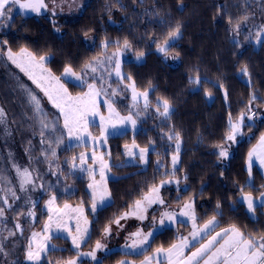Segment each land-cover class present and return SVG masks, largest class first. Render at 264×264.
<instances>
[{"label":"trees","instance_id":"trees-1","mask_svg":"<svg viewBox=\"0 0 264 264\" xmlns=\"http://www.w3.org/2000/svg\"><path fill=\"white\" fill-rule=\"evenodd\" d=\"M45 3L48 7L39 13L21 10L14 12L6 23H0V42L7 41L0 43V85L6 76V86L11 90L8 95L14 96L20 90L18 98L24 106L29 98L22 85L28 88L30 84L8 60L9 47L14 53L27 48L37 58L47 57L45 66L58 76L70 66L84 80L82 84L64 80L68 90L76 94L86 84L99 82L88 76L91 70L85 69V65L122 48L127 39L131 44L126 49L129 54L144 55L139 60L124 61V79L129 81L130 74L136 87L149 90L152 104L131 111L124 87L122 96L114 101L120 114L132 113L137 127L109 135L102 147L111 167L112 177L107 181L111 195L110 201L95 212L91 210L87 173L72 167L85 146L59 149L50 163L49 173L56 182L47 183L41 193L55 194L59 204L70 201L84 208L89 219V238L82 244L83 250L93 248L97 240L107 244L106 251L96 250V260L82 259L78 264H117L125 258L138 261L158 247H170L193 229L180 215L170 225L154 228L159 223L160 207L181 212L189 201L194 205L197 226L215 216L217 228L235 225L245 234H264V207L258 204L250 215L241 201L243 194L257 197L264 188L261 171L253 166L249 175L247 162L250 149L264 134V36L260 43L255 40L264 25V0H45ZM245 15L247 21L241 23L238 31L234 30ZM177 23L181 25V35L170 41L166 56L158 47ZM105 41L107 48L102 46ZM245 65L247 73L241 71ZM196 76L200 77V84L193 82ZM209 91L211 97L206 95ZM161 98L172 106L169 117L156 112L155 105ZM4 113L13 117L9 109H4ZM241 113L245 114L242 135L235 142L227 141L229 119L235 121ZM252 113L255 117L249 119ZM30 117L36 121L33 112ZM177 132L181 138L180 163L173 173L171 154L175 151V139L169 140L168 136ZM133 141L140 148H149L147 163L138 155L129 160L125 145L131 146ZM227 143L231 153L220 157L219 147ZM169 179L179 180V184L160 186V181ZM153 185L160 188L165 203L146 206L143 212L146 219L141 220L139 214L129 215L130 219L124 223L120 220L117 226L115 219L125 212L131 213L134 202ZM36 212L38 219L33 228L40 229L47 215L42 205ZM108 225L112 227L111 235L103 232ZM137 231L153 233L146 248H140L139 252L122 249L125 236ZM50 242L55 247L50 246L42 255L40 264H63L78 254L65 236L54 235ZM3 250L1 264H26L18 242L2 247Z\"/></svg>","mask_w":264,"mask_h":264},{"label":"snow or ice","instance_id":"snow-or-ice-1","mask_svg":"<svg viewBox=\"0 0 264 264\" xmlns=\"http://www.w3.org/2000/svg\"><path fill=\"white\" fill-rule=\"evenodd\" d=\"M18 5L19 8L23 10H31L33 12L39 13L42 9H46L48 5L45 3V0H0V23H6L12 17V6ZM248 19L247 15L241 18L234 25V30L238 31L241 27V23L246 22ZM231 22V21H230ZM181 35V25L177 23L176 27L172 29L168 33V38L164 41L163 45L158 47V51L165 53L168 55V47L169 43L172 40L177 39ZM264 36V25L261 26L259 31L256 33L255 40L256 43L261 42V37ZM0 43L7 44V41H2ZM116 43H119L118 41ZM104 48H107V41L103 42L102 45ZM131 47L130 42L126 39L123 43V48L128 49ZM120 55V50L113 53V56L118 57ZM144 53L139 52L137 54V59L143 57ZM113 56H108L103 59L97 57L94 58L92 62H89L85 65V69H90L92 73H96L98 70L107 71L104 69L105 64H113V71L115 75L121 79L124 78L125 74L121 72V65L119 59L113 61ZM178 56V53L176 54ZM176 56L173 58L175 59ZM7 58L13 64H15L18 68L21 69L24 73L28 75V77L36 84V86L41 89L44 95L48 98V100L59 109L60 113L63 116V129L67 130V137L74 138L78 142H85L86 137H91L92 140L106 142L107 140V129L109 127L115 128L117 124H126L130 123L133 128H135L136 120L133 118L131 114L127 116H120L118 112L115 111L112 104L108 102V117L100 116V124H101V135L100 137H93L92 133L88 130V117L96 116L99 113L97 98L103 93L107 95V92L103 87L97 88V85L94 83H89L87 85L88 91L73 96L64 84L60 82V78L54 76L51 73L50 69H46L44 67V61L47 59L45 56H40L39 58L32 52H30L27 48H21L18 53H14L12 49L9 47L7 50ZM36 69H39L40 74H36ZM242 72L247 73V65L243 66L241 69ZM110 77L112 72L107 73ZM64 75L68 77H76L77 80H82L83 77L79 76L75 73L72 68L66 67L64 69ZM101 80V84H103V76L99 77ZM127 79L132 81V83L128 84L127 87L132 91V100L134 106L142 99L144 102L145 109L149 105L148 100V90L137 91L135 81L132 79L131 75H127ZM194 83L200 84V77L196 76L193 80ZM22 87H25L22 85ZM29 94L30 103L33 105V109L36 113L40 114V123H41V136L43 137L44 129H48L51 127L53 131H55L57 125L56 123H52L49 125L46 122V114L44 113V109L41 104V98L38 97L31 89H27ZM115 95V93H113ZM207 96L211 97L212 93L209 91L206 93ZM225 96H227V92L225 91ZM255 99V96H253ZM161 106L163 111H161ZM171 104L167 99H159L158 105L156 107V112L164 117L170 116ZM5 113L3 108H0V123L4 122ZM115 117V121H114ZM255 117V113H252L249 119ZM58 119V118H57ZM245 114L241 113L239 118L236 121H232L229 119V127L230 131L226 135V140L230 142H235L237 136L242 135V129L244 126ZM169 140L175 139V154L172 156V165H173V173L175 172V168L177 162L179 160V152H180V144L181 138L180 134L174 133L168 136ZM44 142L43 140L41 141ZM63 136L58 137L56 143H62ZM154 143V142H153ZM230 146V145H229ZM125 149L127 151L128 156H139V159L144 163H147V153L149 152V148H140L139 145L133 141L132 145H125ZM138 149V152L135 151ZM110 155V153H109ZM52 156H56L55 150L52 151ZM220 157H227L228 151L227 148L221 147L219 152ZM91 158L93 160V164H98L99 175L101 177L100 181L95 180L96 169L92 165H86L87 153H80L79 160L80 164L77 165L75 163L72 164L73 168H80L82 171L88 172L92 177V183L88 185L90 189H92V204L91 210L93 212L96 211L97 204H105L106 199L110 197L111 193L107 189L106 186V170L111 171V167L104 159V154H97L95 150L91 153ZM253 158L259 161V164L264 167V134H262L259 138V143L256 147L248 153V171L249 175H251V169L253 165ZM73 161L76 160V157L72 158ZM16 168V172L20 177L19 187L22 191H26V185L34 184L32 172L28 168L21 169L18 165H13ZM187 179V177H185ZM175 182L177 185L179 184V180H162L160 181V186H163L166 183ZM42 187V185H41ZM264 187V186H262ZM12 192V197L14 199H19L16 196L15 190L10 189ZM160 188L153 185L147 193L143 195L141 199H138L134 202V207L131 213L125 212L122 216L115 219L114 223L117 226H120V220L126 218L129 215H138L141 220L146 219L143 215V212L146 211V206H151L152 204L159 203L164 204V199L159 194ZM244 201H246L247 209L251 213H255V208L257 206V198L254 197L251 193H247L243 197ZM260 206L264 207V191L260 192L259 195ZM4 202L7 204L8 197H3ZM33 202V206H34ZM49 206V212L55 213V218L53 215H49L48 223L44 225L43 233H32V237L28 242L27 251H26V259L28 261L34 262V264H40L42 259V254L49 251L50 245L49 241L52 236L49 234V230L52 227L53 223L55 224V228L57 231L66 230L69 235H71L72 243L79 249L81 243L86 242L88 237V220L83 216L84 209L81 206H77L73 208L69 204H65L63 208H54L53 205L55 203V196L51 197V199L47 202ZM11 207V205H8ZM219 207V205H218ZM73 213L75 215H73ZM182 216L190 217L193 221L192 224V232L189 236H181L178 239L177 243H173L170 247H158L154 250L153 255L145 256L144 260L140 262V264H153V261L156 264H264V234L254 235L252 233L245 234L235 225H231L228 228L221 229L219 232H215L214 235L211 234L215 230V226L217 225L216 217L213 216L209 219L202 227H198L195 223L196 216L193 208V203L191 201L185 203L183 205V210L180 213ZM5 215L4 208L0 207V217ZM29 217L35 215L34 212H29L27 214ZM165 218L168 221H173L176 219L175 213L165 212L159 223L163 225L165 223ZM75 220V229L76 233L72 234V230L69 227V221ZM83 222V226L81 224ZM17 228H21L19 224L16 225ZM23 230L21 229V232ZM105 235L112 234L111 225L105 226L103 229ZM10 235H15V233H9ZM153 235L152 232L142 235L141 231H137L135 233H131V237H135L132 239V243L130 247L132 249L143 248L145 245L149 243V238ZM39 237V238H38ZM207 237V239H205ZM195 242V243H194ZM199 244L196 247V244ZM128 246V245H126ZM51 247H55L52 245ZM105 245L101 244L99 240L95 243V250L90 252H81L78 254L77 259H69L64 262V264H77V260L79 256H90L93 260L96 257V250L104 248ZM194 248V250H192ZM189 250V254L185 255V250ZM0 250H2V245H0ZM162 257V258H161ZM60 264V262H57ZM118 264H135V261H124L121 260Z\"/></svg>","mask_w":264,"mask_h":264},{"label":"rangeland","instance_id":"rangeland-1","mask_svg":"<svg viewBox=\"0 0 264 264\" xmlns=\"http://www.w3.org/2000/svg\"><path fill=\"white\" fill-rule=\"evenodd\" d=\"M21 10H23V9L19 8L18 5L12 6V15H13L14 12H18V11H21ZM119 50H120V55L118 57L113 56V53L117 52V50H113L112 52L106 54L105 56L103 55V56H101L99 58L103 59V58L108 57V56H113V61H115L116 59H119L120 65H121V72L123 74H125L124 68H123L124 61H126V59H128V60H130V59L139 60V59H137V55L134 56V55L129 54L126 51V49H124L123 47L120 48ZM141 59H142V57H141ZM13 65H15V64H13ZM44 67L46 69H48L45 66V64H44ZM103 67H104V69H107V71L98 70L96 73H92L91 72V74L88 75L92 79L99 81V82H97V88H101V86H102L103 89H105L106 92H107V95H104L102 93L97 98L99 113L96 116H89L88 117V130H89V132L92 133L93 137H100V135H101L102 128H101V124H100V116L102 115L104 117H108V115H109L108 102H110L112 104V106H113V108L115 109L116 112L118 111L116 109L117 105L115 104L114 101L118 97L122 96V92H123L122 87H124L125 90H127V92H128V96H129L128 99L130 101L129 104H130V107L132 109L131 111L140 110L144 106V102H143L142 99L135 106L133 104L132 91H131L130 88L127 87V85L132 83V81H130V80L128 81V80H125L124 78L121 79V78L117 77L115 75L114 71H112L113 70L112 68L114 67L113 64H105ZM20 71H21V69H20ZM35 71H36L37 75L40 74L39 69H36ZM21 72L25 75V77L27 78V80L30 83V84H28V86H29L28 88L31 89L32 92H34L38 97L41 98V104H42V107L44 109V113L46 114V122L49 125H51L52 123L56 122L57 124H60L62 126V128H63V116L60 113L59 109H57L48 100V98L44 95L43 91L36 86V84L28 77V75L26 73H24L23 71H21ZM108 72H112V75L110 77L107 74ZM51 73L54 76L59 77L60 78V82L62 84H64L66 88H67V86H66L64 80L76 82L78 84H82L84 82L83 79L82 80H77L76 77L65 76L64 75V71H63L61 76H58V75L54 74L53 72H51ZM101 76H103V78H104L103 79V84H101V80L99 79V77H101ZM111 79H115L116 82L115 83H111L110 82ZM4 80L5 81L2 80V86L0 85V91L2 90V88H5V87L7 88V90L5 89V92H0V108H3V110L5 109V111H7L9 109L14 114L12 113V115H13L12 118H8L5 115L4 122L0 123V143H1L0 163L4 166L3 167V166L0 165V167H3V172L5 173V175H8V176L12 177V174H13V178L14 179L12 181L15 184L16 187L18 186V188H19L21 193H25L24 198L27 197L29 199V196L33 195V196H35V197H33V199L38 197V196H39L38 197V199H39L40 196L42 195V193H41V189H42L41 185H42V183H45V177L47 179H49V177H50V175L48 174L50 169L48 167H49V164L53 160L52 151H51V149H49V153H46V154L41 156V155L38 154L37 145L34 144V146H33L34 148L32 147V145H30V141H32L34 139L33 137H35L34 132H37L36 128L38 129V126H37L36 122L38 121L39 114L34 111L33 105L30 103L29 99H27V101H25L26 104H24V106H23L22 102L18 98V96L21 95L20 90H17L18 93L16 95H14V96L8 95V94H10L11 90H9L8 87L6 86L7 85V77L6 76H4ZM87 85L88 84H86V87H85V89L82 92H79V93H76V94H72L69 90L68 91L73 96L80 95V94H83V93L88 91ZM136 88H137V91L147 90V89H140L138 87H136ZM24 89H25L24 92H26L27 91L26 88H24ZM113 93H115V95H113ZM148 93H149V90H148ZM27 98H29V94L27 95ZM148 100H149V104L152 105L150 103V95L149 94H148ZM118 105L120 106V102H119ZM155 107H157V105H155ZM171 109H172V106H171ZM171 109H170V111H171ZM161 111H163L162 106H161ZM31 112H33V114H34V116L36 118V121H34L35 119H33L32 117H30V113ZM118 113H119V111H118ZM129 114L132 115L131 112ZM121 116H127V115L121 113ZM54 117H56V120H54ZM133 118L136 120V118L134 116H133ZM16 119H17V121H16ZM114 121H115V118H114ZM136 127H137V120H136L135 128H133L130 123L117 124V126L115 128L109 127L107 129V137L109 135H112V134L123 133L126 130H131V129L135 130ZM46 130L49 131L48 137H52V136H54L56 134L57 127H56L55 131H53V129L51 127H49ZM63 130H64V132H62V136L65 137L64 134H66V137H67V130L66 129H63ZM67 138L69 140V137H67ZM73 140L77 144L85 146L81 150L80 153H82V152L87 153V156H91V153L93 152V150H95L97 152V154H101V153L104 152L102 147L105 146L106 142H101V141H95L94 142L91 137H86L85 142H78L74 138H73ZM37 141H39V140H36V142ZM228 144L229 143H227L225 145V148H227L228 154H230L231 151H230V149L228 147ZM221 147H219V149ZM180 149H181V144H180ZM47 150H48V148L46 146V152H47ZM80 153H79V155H80ZM173 154H175V151L171 154V162H172ZM128 158H129V160H131L130 156ZM179 163H180V152H179V160H178L176 166H178ZM14 164L18 165L21 169L28 168L32 172L33 180L35 181V183L26 185V189H27L26 191H22L20 189V187H19L20 177L18 176V174L16 172V168L13 167ZM75 164L79 165L80 163H75ZM5 167H7V168H5ZM97 168H99V166ZM261 169H262V171L264 173V167H262ZM1 172H2V170H1ZM1 172H0V176L3 177L2 176L3 173H1ZM82 172H85V171H82ZM173 181H175V179ZM8 183L11 185V182L9 180H8ZM53 196H55V202H57L55 194H52L51 196H48L47 199L44 201V204H43L44 209L49 210L47 202ZM193 207H194V205H193ZM159 212L161 214L159 220L161 219L162 215L165 212L175 213L176 216L180 215V217H182V215L180 214L181 212H179V211L173 212V208L172 207H171V209H167L166 207H162L161 206ZM183 217H184L183 221L187 220V221H189L188 223H191V225L193 224V221L191 220L190 217H185V216H183ZM127 219H130V217L129 218L126 217V218L121 219V220H124V221H122L124 223V222L127 221ZM0 222H1V220H0ZM170 223H172V222L168 221L165 218V223L163 225L158 223V225H156L154 228L159 229V228H162V227H164L166 225H170ZM5 225L6 224H4V227L6 228ZM53 226H54V224L52 225V227L49 230V234L51 233V235L56 233V230H57V229H54ZM5 228L1 229L2 237L0 238V245H2L3 248L6 247L7 245H12L14 243L13 241H7L5 239V236H4ZM154 228H153V230H155ZM224 228H228V227L215 228V230L213 232H211V234L214 235L215 232H219V231H221V229H224ZM39 230L40 231H37V232L35 230H33L31 232V229H30L27 232L25 248H24L25 250H24V255H23L24 260L22 259L23 262L26 263V264H27V260L25 259V257H26V251H27L28 242L31 239L33 232L42 233L43 228H41ZM64 231L66 233H68V231H66V230H64ZM75 233H76V229L74 231H72V234H75ZM142 235H144V234L142 233ZM132 239H135V237H131L129 235L125 236V238L123 239V243L124 244L121 245V248L124 249L125 251H128V252L129 251L130 252H139L140 248L132 249L130 247V245L132 243ZM205 239H207V237ZM101 244L105 245V247L102 248V249H99V250L106 251L108 249L107 248V244L105 242H103ZM126 245H128V246H126ZM72 246L75 249H77L76 246L73 245V243H72ZM198 246H199V244L197 243L196 247H198ZM77 250H78V254L81 253V252H90V251L95 250V246L93 248H91V249L83 250L82 249V243H81L79 249H77ZM192 250H194V248ZM187 251L188 252L186 253V255L189 254V250H187ZM3 252H4V250L3 251L0 250V264H1L2 257L5 256ZM10 252L12 254V249L10 250ZM6 254L10 256V254H8V253H6ZM78 254L75 256L74 259H77ZM146 256H148V255H146ZM82 259H92V258L90 256H79V259L77 260V264ZM132 261H137V260L133 259Z\"/></svg>","mask_w":264,"mask_h":264},{"label":"flooded vegetation","instance_id":"flooded-vegetation-1","mask_svg":"<svg viewBox=\"0 0 264 264\" xmlns=\"http://www.w3.org/2000/svg\"><path fill=\"white\" fill-rule=\"evenodd\" d=\"M54 120H56V117H54ZM37 126H38V129L36 128L37 132H34L35 137H33L34 139L30 141V145H32L33 147L34 144H36L38 148V154L41 156L46 153H49V149H51V151L55 150V152L58 153L59 149L57 148H60V146H58L59 144L56 143V140L58 137L62 136L61 131H57L60 129L58 125H57L56 134L52 137H48L49 131L46 129L43 130L44 132L43 137L41 136L42 128H41V123L39 120L37 121ZM36 140H39V141L36 142ZM42 140L44 141L43 143L41 142ZM46 146L48 148L47 152H46ZM0 149H1V143H0ZM0 155H1V152H0ZM0 165L3 166L1 163ZM49 167H51L50 164H49ZM0 172L3 173L2 174L3 177L0 176L1 177L0 179V207L4 208L5 210V215L3 217H0V220H1L0 238L2 237L1 229L5 228L4 224H6L5 225L6 228L4 230L5 239L7 241L15 240V241L21 242V247H22L24 246V242L26 241L27 232L32 227H34L37 223L38 217H37L36 209H38L37 206L39 205L38 197L33 199V197L35 196L30 195L29 199L27 197L24 198L25 193H21L18 186L16 187L12 181L14 179L13 174H12V177L5 175V173L3 172V167H0ZM8 180L11 182V185L8 183ZM54 182H56L54 175H50L49 179L45 178V183H42V187H45L47 183L52 184ZM10 189L15 190L16 196H18L19 199H14L12 197V192L10 191ZM4 196L8 197L7 204L3 200ZM33 202H35L34 206H33ZM9 204L11 205V207L8 206ZM29 212H34L35 215L32 217H29L27 215ZM17 224H19L21 228H17L16 227ZM21 229L23 230L22 232H21ZM10 232L15 233V235H10L9 234Z\"/></svg>","mask_w":264,"mask_h":264},{"label":"crops","instance_id":"crops-1","mask_svg":"<svg viewBox=\"0 0 264 264\" xmlns=\"http://www.w3.org/2000/svg\"><path fill=\"white\" fill-rule=\"evenodd\" d=\"M118 112V111H117ZM119 115L121 116V114L119 113ZM115 118V117H114ZM60 125V124H59ZM63 131L64 132V130H63V128H62V126L60 125V130L59 131ZM64 136L65 137H63V142L62 143H59V145L58 146H60V148H57V149H62V148H64L65 146H72V145H78L74 140H73V138H69V140H68V138L66 137V134H64ZM258 143H259V139H258V141L256 142V144H254V146L250 149V150H252L254 147H256L257 145H258ZM97 150V149H96ZM103 154H104V159L106 160V161H108L107 159H106V156H105V151L103 152ZM247 162H248V160H247ZM75 163H80V160H79V156H78V158H77V160H76V162ZM86 165H92L93 167H94V169H96V173H95V180L96 181H100L101 180V177H100V175H99V171H98V164H93V160H92V158H91V156H87V159H86ZM253 166H256L260 171H261V173H262V175L264 176V173H263V171H262V167H261V165L259 164V161L258 160H256L255 158H253V165H252V167ZM75 169H77L78 171H82L80 168H75ZM87 173V177H88V183H87V190H88V193H89V195H90V197H91V200H92V196H91V192H92V189H90L89 187H88V185L90 184V183H92L93 181H92V177L89 175V173L88 172H86ZM110 177H112L111 176V173H110V171H106V186H107V189H108V179L110 178ZM109 190V189H108ZM262 191H264V188H263V190ZM52 195V193L50 194V192L49 193H44V194H42L41 196H40V198H39V205H42V209H44V207H43V204H44V201L47 199V197L48 196H51ZM244 195L245 194H243L242 196H241V201L245 204V206H246V208H247V204H246V201H244V199H243V197H244ZM255 197V196H254ZM257 198V205L258 204H260V201H259V196H257L256 197ZM110 201V197H108L107 199H106V202H105V204H107L108 202ZM65 204H69V205H71L73 208H75V207H77V206H80L79 204H75V203H73V202H70V201H65V202H63V203H58V202H55L54 203V205H53V207L54 208H63L64 207V205ZM92 204V203H91ZM105 204H103V205H105ZM38 205V206H39ZM103 205H101V204H97V208L96 209H98L99 207H101V206H103ZM37 206V207H38ZM48 208H49V206H48ZM84 209V208H83ZM37 210V209H36ZM247 211L249 212V210L247 209ZM44 212L46 213V218L44 219V221H43V223H42V226H41V228H43V230H42V233L44 232V225L46 224V223H48V220H49V215H53V217L55 218V213L54 212H49V210H46V209H44ZM250 213V215H252V213L251 212H249ZM73 215H75L74 213H73ZM83 216L84 217H86L87 218V216H86V214H85V211L83 212ZM38 217V216H37ZM211 219V218H210ZM87 220H88V222H89V219L87 218ZM209 220V219H208ZM207 220V221H208ZM217 220V219H216ZM206 221V222H207ZM206 222H204V223H206ZM75 220H71V221H69V227L71 228V230L72 231H74L75 230ZM204 223L202 224V225H200V226H198V227H202L203 225H204ZM54 224V223H53ZM81 224H82V226H83V222L81 221ZM53 228L54 229H56L55 228V224H54V226H53ZM87 228H88V233H89V223H88V225H87ZM215 228H217V225L215 226ZM40 231V230H39ZM192 232V231H191ZM190 232V233H191ZM189 233V234H190ZM51 234V233H50ZM189 234L187 235V236H189ZM54 235H61V236H65L66 238H68L69 239V241L71 242V244H72V239H71V235H69L68 233H66L64 230H59V231H57L56 230V233H54L53 235H51V236H54ZM206 238V237H205ZM178 242V241H177ZM176 242V243H177ZM195 243V242H194ZM83 244V243H82ZM49 245L51 246V242L49 241ZM188 249H186L185 250V255H186V253L188 252L187 251ZM153 252L154 251H152L150 254H148V256H151V255H153ZM44 254V253H43ZM42 254V255H43ZM145 258V257H144ZM144 258L143 259H141V260H138V261H135V264H140V262L142 261V260H144ZM162 258V257H161ZM26 259V258H25ZM27 260V259H26ZM124 261H132L133 259H130V258H125V259H123ZM27 264H34V262H32V261H28L27 260ZM118 264V263H117ZM153 264H156V262L155 261H153Z\"/></svg>","mask_w":264,"mask_h":264}]
</instances>
